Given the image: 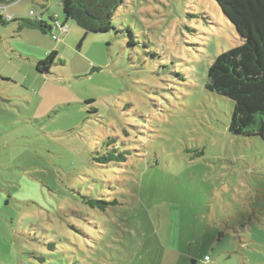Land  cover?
I'll list each match as a JSON object with an SVG mask.
<instances>
[{
    "label": "rangeland",
    "instance_id": "374dc122",
    "mask_svg": "<svg viewBox=\"0 0 264 264\" xmlns=\"http://www.w3.org/2000/svg\"><path fill=\"white\" fill-rule=\"evenodd\" d=\"M0 8L16 20L0 24V264L55 261V234L98 264H264V144L232 136L233 102L205 90L239 45L214 0H124L123 31L85 39L57 0ZM22 18H56L57 39ZM110 137L127 167L92 160ZM95 187L104 212L79 200Z\"/></svg>",
    "mask_w": 264,
    "mask_h": 264
},
{
    "label": "trees",
    "instance_id": "16d2710c",
    "mask_svg": "<svg viewBox=\"0 0 264 264\" xmlns=\"http://www.w3.org/2000/svg\"><path fill=\"white\" fill-rule=\"evenodd\" d=\"M18 1L0 0V7ZM43 1L47 4L52 0ZM57 1L63 9L64 24L61 27L65 28L67 22H73L82 30L83 39L88 35H106L113 32L118 36L121 31L114 22L117 18L116 12L124 4V0ZM214 2L233 27L239 45L222 52L214 59L207 71L205 90L233 102L228 125V132L232 136L258 138L264 144V0H214ZM30 15L34 16L32 12ZM15 21L10 15H7V19L0 15L2 26ZM50 22L56 24L57 19L50 18ZM50 22L42 18H22L19 20L17 31L20 33L25 28H30L43 35H51L52 39L56 40L54 33L56 26ZM126 33L130 38L132 37L129 28ZM57 58V52L49 53L44 60L36 64V71L42 75H49L51 66L55 64ZM59 62L63 63L61 60ZM98 70L93 68L92 72ZM125 145L124 142L118 144L115 137H110L104 143L102 153H96L92 160L100 165L99 167L113 168L117 164L124 163L123 166L127 167L126 161L131 158L133 152ZM98 190L95 187V191H90L87 195L80 193L79 200L90 209L104 212L107 206L115 202L104 199V196L99 195ZM76 216L83 219L87 215L80 213ZM116 226L117 224L111 226L110 228L113 229L111 231H114ZM71 228L83 238L88 237L81 230ZM43 247L47 249L48 257H53L55 261L51 262L49 258L37 254L33 255L37 264H98V260L88 258L64 236L55 234L54 237L47 239ZM62 256L66 258L63 260Z\"/></svg>",
    "mask_w": 264,
    "mask_h": 264
},
{
    "label": "built area",
    "instance_id": "2783aa9c",
    "mask_svg": "<svg viewBox=\"0 0 264 264\" xmlns=\"http://www.w3.org/2000/svg\"><path fill=\"white\" fill-rule=\"evenodd\" d=\"M0 9H2V8H0ZM60 30H61V32H64L65 28L61 27ZM54 39H55V37H54Z\"/></svg>",
    "mask_w": 264,
    "mask_h": 264
}]
</instances>
